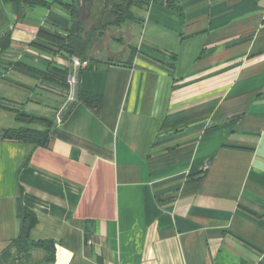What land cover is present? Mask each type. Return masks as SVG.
<instances>
[{
  "label": "crops",
  "instance_id": "obj_1",
  "mask_svg": "<svg viewBox=\"0 0 264 264\" xmlns=\"http://www.w3.org/2000/svg\"><path fill=\"white\" fill-rule=\"evenodd\" d=\"M178 2L182 16L134 7L137 21L92 48L116 59L66 90L29 67L68 68L37 36L64 34L68 13L37 6L19 27L0 0V255L20 232L22 188L31 240L55 243L49 264H264V0ZM78 88L101 108L77 103L59 122ZM45 121L46 147L3 139Z\"/></svg>",
  "mask_w": 264,
  "mask_h": 264
},
{
  "label": "trees",
  "instance_id": "obj_2",
  "mask_svg": "<svg viewBox=\"0 0 264 264\" xmlns=\"http://www.w3.org/2000/svg\"><path fill=\"white\" fill-rule=\"evenodd\" d=\"M14 6L18 15L16 26L24 27L23 18L27 9H33L42 6L50 9L52 6H60L70 16L71 26L66 29L64 34L53 32L49 29L39 28L37 36L45 39L54 46L58 53L69 58L77 57L81 60H87L88 66L81 69L78 74V81L84 70H93L95 64L99 62L92 53L94 44L100 41L106 32L112 27H121L122 24L135 22L136 18L132 9L134 7L147 8L150 4L177 11L181 16L184 15L182 6L178 0H7ZM97 17L96 21L94 20ZM93 21V24H92ZM9 33L0 37V46L4 50L8 43H5ZM122 41V38H118ZM133 48V47H132ZM29 70L36 72L46 82H52L56 85L70 89L68 76L69 68L52 67L46 70H39L29 67ZM78 85V83H77ZM77 103L85 104L98 110L103 104V98L97 95L86 93L77 89L75 100L70 103L61 113L60 119L64 121L73 111ZM18 119L28 123H36L37 120L32 118ZM46 129L43 131L37 129H12L5 132L3 139L8 141L21 142L37 147H46L49 144L52 130L55 123L41 122ZM23 190L19 188L17 198V216L20 220V232L18 237L12 241L7 249L0 255V264H27L31 260L34 250H41L45 253L43 263H53L56 258V246L51 240L32 241L30 238L31 231L38 226L39 221L36 214L28 209L22 200ZM13 249L15 250L13 252Z\"/></svg>",
  "mask_w": 264,
  "mask_h": 264
},
{
  "label": "built area",
  "instance_id": "obj_3",
  "mask_svg": "<svg viewBox=\"0 0 264 264\" xmlns=\"http://www.w3.org/2000/svg\"><path fill=\"white\" fill-rule=\"evenodd\" d=\"M87 60H81L77 57H72L69 61L68 68L70 70V74L68 76V83L70 87H76L78 83V74L81 69H84L88 66ZM61 122L60 119H58Z\"/></svg>",
  "mask_w": 264,
  "mask_h": 264
},
{
  "label": "water",
  "instance_id": "obj_4",
  "mask_svg": "<svg viewBox=\"0 0 264 264\" xmlns=\"http://www.w3.org/2000/svg\"><path fill=\"white\" fill-rule=\"evenodd\" d=\"M96 58L98 60H102L104 58H106L108 60H115L116 59V57L108 55V52H107V49L106 48L103 49L102 51H97Z\"/></svg>",
  "mask_w": 264,
  "mask_h": 264
},
{
  "label": "rangeland",
  "instance_id": "obj_5",
  "mask_svg": "<svg viewBox=\"0 0 264 264\" xmlns=\"http://www.w3.org/2000/svg\"><path fill=\"white\" fill-rule=\"evenodd\" d=\"M112 47L115 48V47H119L118 44H116L115 42L112 43Z\"/></svg>",
  "mask_w": 264,
  "mask_h": 264
}]
</instances>
